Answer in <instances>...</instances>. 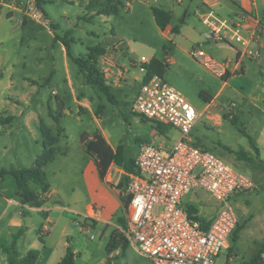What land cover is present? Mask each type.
<instances>
[{
  "label": "rangeland",
  "instance_id": "rangeland-1",
  "mask_svg": "<svg viewBox=\"0 0 264 264\" xmlns=\"http://www.w3.org/2000/svg\"><path fill=\"white\" fill-rule=\"evenodd\" d=\"M22 1L24 5L27 3V0H6L14 5ZM89 1L44 2L50 21L39 9L40 18L31 17L33 8H37L31 1L25 6L26 16L14 10V17H9L10 9L0 7V118L29 108L33 112L28 118L0 122V264H10L8 248L13 243L12 232L26 227L25 239L16 248L27 252L36 242L42 254L49 256L41 264H57L65 256L68 242L76 253V264H154L129 238L126 225L120 221L124 211L120 210L113 230L105 231L102 224L95 225L93 221H89L88 231L83 228V216L75 210L91 198L83 176L89 156L82 137L104 130L110 142L116 147L122 146L126 157L132 159L138 156L143 143L157 145L164 141L173 145L180 137L177 129L147 119L134 109L145 76L141 67L149 64H142L141 57L145 55L163 62L165 79L193 105L202 99L203 90L215 95L225 80L212 74L187 51L201 45L219 60H236L233 50L224 46L230 47V44L206 38L205 32L209 33L210 28L201 20H194L196 3L190 9L195 30L186 40L178 37L177 48L162 36L147 7L135 4L131 13L122 10L108 19L87 8ZM176 5L172 23L180 26L184 6ZM217 12L221 17L229 16ZM27 17L28 24L24 23ZM55 33L62 37L69 33L75 39L70 42L73 57H86L88 47L100 45L109 49V55L98 58L96 67L105 76L109 74L107 84L113 99L98 86L88 83L85 69L67 57L63 43L55 40ZM167 55L175 61L167 63ZM251 59L246 56L249 63ZM257 63L253 64L257 67ZM28 79L38 83L29 84ZM238 86L246 92L250 89L248 85ZM259 104L242 100L227 89L219 105L236 119L225 118L221 127L212 125L205 111L191 132L194 145L214 153L251 178L254 184L232 196L238 225L229 238L228 248H223L216 258V264H248L264 247V168L255 157L248 155L251 137L246 134L255 136L264 125L260 108L263 103ZM44 126L50 134L48 138H45ZM44 142L57 152L53 162L45 167L52 187L58 190L53 200L64 198L68 208L67 211L55 208L50 213L55 225L49 231H43L42 225L52 227L53 223L46 220L44 212L23 203L15 178L18 170L34 166ZM184 204H193L197 214L206 216L218 209V201L201 188L189 194ZM112 235L119 244L126 241L129 244L112 251L109 244Z\"/></svg>",
  "mask_w": 264,
  "mask_h": 264
},
{
  "label": "built area",
  "instance_id": "built-area-1",
  "mask_svg": "<svg viewBox=\"0 0 264 264\" xmlns=\"http://www.w3.org/2000/svg\"><path fill=\"white\" fill-rule=\"evenodd\" d=\"M33 9L31 16L39 19L38 8ZM200 16L210 28L209 41L234 45L238 59L262 56L259 47H252L255 35L243 33L252 22L249 13L227 18L221 17L214 7H208ZM188 54L224 80L240 69L238 61L233 64L230 60H219L201 45L192 46ZM140 61L148 64L151 59L143 55ZM141 69L146 74V67ZM134 109L147 119L174 127L180 137L173 145L164 141L157 145L143 143L134 168L120 172L127 177L124 193L129 198L125 203L129 238L154 264H216L238 225L232 196L238 190L252 188V179L192 143L191 132L201 113L165 77L155 74L144 79ZM111 173L108 170L107 174ZM198 188L218 201V209L208 223L193 218L184 204V199ZM82 226L90 229L85 221ZM48 230L49 226L44 225L43 231ZM253 264H264V247L260 262Z\"/></svg>",
  "mask_w": 264,
  "mask_h": 264
},
{
  "label": "crops",
  "instance_id": "crops-1",
  "mask_svg": "<svg viewBox=\"0 0 264 264\" xmlns=\"http://www.w3.org/2000/svg\"><path fill=\"white\" fill-rule=\"evenodd\" d=\"M29 1L32 2L31 4L36 5L35 0H27V3ZM78 1L79 3H81L87 0H82V1L78 0ZM123 2H124V8H122V10H125L128 13H131L134 10L135 4H141L144 8L147 7L149 15L151 14V17L154 18L155 22H156V19L153 14V10H152L153 7H157L167 12H170L172 16L171 22L166 26L165 29H161L158 26L157 22L156 24L162 36L171 40L172 43H174L177 48H178V43L176 41L177 38L182 36V38H185L186 40L190 36H192L193 31L195 30L191 25L192 14L190 10L192 4L194 3H196L194 20L196 19L201 20L200 14L203 11H205L208 7H214L216 11L218 10L222 11L227 16L229 15L228 17H232V18H235L240 15H246V13H249L251 15L252 22L246 25V28L243 29V33L246 36L255 35L256 39H255V42L252 44V47L254 48L259 47L261 51L263 52V55L258 59H251L250 60L251 63H249V61L246 60V57H240L238 59V52H237L236 47H233V46L229 47L228 45H224L226 48L233 50V56L234 55L236 56L235 61H233L230 58H227L226 60H230L233 64H235L236 61H238L239 63L238 65L240 69L238 71L231 73L227 77L221 89L217 91L215 95H210L208 94V92L203 90L201 92L202 99L199 100V102L195 103L194 105L199 109L201 116L205 111L208 112L207 120L212 125H217L221 127L224 124L225 118H232L234 120L236 119V117L233 116L231 113L224 112V110L219 105V99L223 95V92L228 89L231 94H234L235 96L240 97L242 100H246L250 102L255 101V103L257 104H259V102H262L263 105H261L260 108H261V112L264 113V0H187L185 5H184L185 0H176V2H174L173 0H125ZM176 3L179 4V6L181 7L184 6L183 17L180 18L182 21L180 26L174 25L172 23L173 17L175 16V13L178 8ZM26 4L24 5L22 1V2H19L18 5H14V4L7 3L6 0H0V7L2 9L4 7L10 9L9 17H14V10H19L23 12L25 16L28 15V13L25 12ZM154 4H156L157 6ZM42 14L46 17L48 21H50V18L46 13H42ZM112 15H115V14H112ZM112 15H101V16H104L105 18L109 19V17H111ZM24 23L26 24L29 23L28 17L26 21L24 19ZM175 27L179 28L178 32H174ZM205 36L207 38L208 32H205ZM64 51H66V48ZM104 55H109V49H106L105 54L101 56H104ZM67 57L69 56L67 55ZM112 57L115 58L116 55L113 54ZM174 61L175 60L173 57H171L170 55H167V58H166L167 63H173ZM254 61L258 62L257 67L256 65L253 64ZM113 73H116V71H114ZM103 76L107 84V76H109V74L105 76L103 73ZM200 80L203 81V78L200 77ZM49 81L51 80L49 79ZM27 82L29 84L38 83L36 80H33V79H28ZM238 85H248L250 89L246 92L245 90H240ZM25 100L28 101L27 96L25 97ZM31 113H33L31 108H29L26 111L20 110L17 114L13 113L10 115H6L5 117L2 116L0 118V122L2 123L12 122L17 117L18 118H25V117L28 118ZM101 132H103L104 136L108 140L111 147L116 151L118 146L116 147L110 142L109 137L107 136V133L104 130H101ZM246 134L249 137H251V140L256 145V148H255L252 146L251 143H249V148H248L249 154L248 155H251V157H255L256 162L260 163L264 168V125H262L259 128L255 136H252L251 134H248V133ZM55 144L58 145L59 143H55ZM44 150L45 149L42 148L40 155L44 152ZM63 152L65 153V151ZM244 155L246 158L248 157V155H246L245 153ZM56 156H57V152L54 153L53 157L48 162H46V164L42 166V170L50 184L49 190L46 192H43L41 186L37 185L33 181L30 182L31 187L32 185H34V187L32 188L35 191L41 193L40 194L41 198L39 197V199L37 200V202L39 201L38 203L36 201L28 203L36 211L44 212L46 215V220L49 223H53L52 227L49 226V230L51 228H54V225H55L50 213L55 208H60L63 211L68 210V208L65 206L66 200L64 198L60 197V199L53 200L54 196L58 194V190L52 187V184L50 183V180L48 179L46 172H45V167L49 165L50 163H52ZM88 156H89V159L86 163L83 176L85 179L88 197L91 198V200L90 202H87L86 204L82 205L81 209L79 208V210H75V212L77 211L76 212L77 214L82 215L84 221L87 222L90 227L91 225L89 224V221H93L95 225L102 224L105 227V231H108L114 228V226H116L115 219L117 218L121 208L124 207L125 205V200H126L125 198L127 197V195L124 193L126 176H124V174L120 172L123 170H127V169L122 165L113 163L109 169L112 172L111 175L107 174L106 178L102 179L99 174L96 157L90 154H88ZM123 158H124L125 163H127L130 160H135V158L134 159L127 158L125 153L123 154ZM74 203L76 204L77 201H74ZM215 213L216 212H212L210 216L201 215V217H203V220H205V222L208 223V221L215 215ZM44 225H47V224H44ZM20 230H22L23 232L21 236L18 238L16 246H18L20 242L23 239H25L24 237L28 231V228L27 227L21 228L18 231ZM12 234H14L15 236L16 233L12 232ZM68 245H69V242H68ZM32 250L39 251V257L36 261V264L43 263L44 257H46V260L49 257V256H45L44 254H42V252L38 249L36 242H33V244L31 245V249H29L27 252H21L19 250L18 251L21 254V256H25L29 251H32Z\"/></svg>",
  "mask_w": 264,
  "mask_h": 264
},
{
  "label": "trees",
  "instance_id": "trees-1",
  "mask_svg": "<svg viewBox=\"0 0 264 264\" xmlns=\"http://www.w3.org/2000/svg\"><path fill=\"white\" fill-rule=\"evenodd\" d=\"M48 0H35V4L37 8L42 12L46 13L43 8V3ZM91 11L98 15H112L118 14L122 8H124L123 0H90L88 7ZM153 14L155 16L156 22L161 29H165L166 26L171 22V13L167 12L163 9L153 7ZM55 27V26H54ZM56 28H53V30ZM179 28L175 27L174 32H178ZM55 40L62 42L66 48L67 55L79 64L80 67L84 68L86 71V77L88 83L92 85L98 86L102 89L111 99H113L110 93V87L106 84L104 79L103 73L98 71L96 67V63L98 61L99 56L105 54L106 49L100 45L88 47V53L86 57H73L71 54V43L75 42L73 37H70L69 33H66L64 37L60 36L59 34L55 33ZM146 67V74L144 79H149L155 74H158L162 77L165 75V66L163 62L159 59H151L150 63L145 66ZM58 121V117H56ZM160 128V125H158ZM45 138L50 136L49 132L46 130L45 126L43 127ZM83 143L85 145V151L96 157L97 165L99 169V174L102 179H105L108 173L110 166L113 163L119 164L124 166L127 170H132L134 168L135 160H130L127 163L124 162L123 158V147L118 146L117 150L115 151L111 145L109 144L108 140L104 136L101 131H97L92 136L84 135L82 137ZM44 152L38 157L37 162L34 166L23 168L18 170L15 173V178L17 180V187H18V195L22 198L24 204H28L34 202L39 199L40 194L39 192L35 191L32 187L30 182L33 181L37 185L41 186L42 191L46 192L50 188V184L42 170V166L46 164L54 155L53 148H50L47 142H44ZM251 144L253 147L256 148L255 143L251 140ZM127 177L125 179V187H126ZM125 203L128 201V197L125 198ZM124 211V216L120 219L126 225V218H125V205L121 208ZM188 210L193 218L202 220L203 217L198 215L196 211L198 209L192 204L188 205ZM22 230L18 231L14 236V241L12 246L8 248L10 254V264H35L38 257L39 251L32 250L26 256H21L19 251L16 248L17 240L22 234ZM110 247H113L112 251L117 248L118 246L122 245L126 247L129 244V241H126L124 244H119L115 235L111 236ZM108 249L110 250L109 246ZM262 251V249H261ZM76 253L73 251L70 245L67 246V251L65 256L57 263V264H76ZM260 262V254L256 255L248 264L258 263Z\"/></svg>",
  "mask_w": 264,
  "mask_h": 264
}]
</instances>
